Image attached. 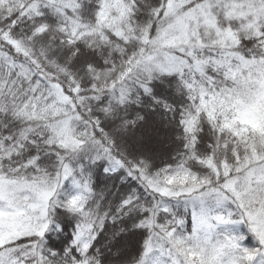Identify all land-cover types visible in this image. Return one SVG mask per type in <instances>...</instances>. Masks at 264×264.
I'll list each match as a JSON object with an SVG mask.
<instances>
[{
    "label": "snow or ice",
    "instance_id": "obj_1",
    "mask_svg": "<svg viewBox=\"0 0 264 264\" xmlns=\"http://www.w3.org/2000/svg\"><path fill=\"white\" fill-rule=\"evenodd\" d=\"M0 264H264V0H0Z\"/></svg>",
    "mask_w": 264,
    "mask_h": 264
},
{
    "label": "trees",
    "instance_id": "obj_2",
    "mask_svg": "<svg viewBox=\"0 0 264 264\" xmlns=\"http://www.w3.org/2000/svg\"><path fill=\"white\" fill-rule=\"evenodd\" d=\"M152 87L153 96L157 97L160 102H154L151 96L141 95L139 103L128 106L130 116L134 117L138 113L143 119L138 121L125 139L134 150L150 153L157 163H162L170 158L178 145L175 114L166 111L163 103L179 107L182 97L175 92L174 78H161V80L154 81ZM96 175L99 188H104L105 185L111 188L113 181H106L99 168ZM115 183L119 184V180L117 179ZM103 240L102 235L100 241L103 242ZM246 243H252L251 237Z\"/></svg>",
    "mask_w": 264,
    "mask_h": 264
}]
</instances>
